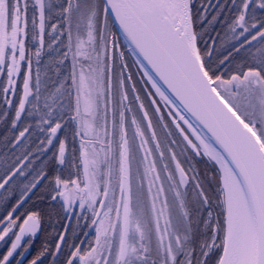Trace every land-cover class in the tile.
Instances as JSON below:
<instances>
[{"label": "snow or ice", "instance_id": "obj_1", "mask_svg": "<svg viewBox=\"0 0 264 264\" xmlns=\"http://www.w3.org/2000/svg\"><path fill=\"white\" fill-rule=\"evenodd\" d=\"M53 13L58 23L47 25L46 44ZM110 23H118L119 32ZM217 25L236 41L226 54L222 39L217 46ZM120 33L141 77L155 89L147 96L158 95L172 109L163 113L150 100L163 141L142 102V117L131 116L129 135L126 112L132 102L124 101L133 74L124 71L130 65L118 51ZM29 38L38 42L30 54ZM253 42L260 45L256 66L232 70L233 52L250 51ZM0 74L7 76L6 97L15 94L17 78L22 82L11 127L0 140L6 150L0 157V204L11 200L0 213V242L10 245L0 253V264L25 260L42 231L41 213L34 210V198L43 201L42 194L59 199L66 212L92 209L95 237L82 248L66 239L65 230L27 264H45L46 257L51 264H264V0H65L58 7L54 0H0ZM132 90L133 101H139L136 84ZM105 91L116 99L115 147L99 139L101 132L108 135L97 124ZM5 103L13 107L11 99ZM166 116L181 143L168 140L174 133ZM22 117L35 124L18 127ZM8 118L7 111L0 112V119ZM69 128L73 139L80 137L83 168L75 178L61 174ZM62 129L65 139L58 136ZM162 146L174 168L163 163L158 170L153 152L163 159ZM197 162L217 173L215 188L197 178ZM189 185L192 199L186 198ZM96 209L103 210L102 217Z\"/></svg>", "mask_w": 264, "mask_h": 264}, {"label": "trees", "instance_id": "obj_2", "mask_svg": "<svg viewBox=\"0 0 264 264\" xmlns=\"http://www.w3.org/2000/svg\"><path fill=\"white\" fill-rule=\"evenodd\" d=\"M54 3L58 7L60 4H64L65 0H54ZM221 3H227V0H221ZM30 14H31V9H30ZM51 23H58V17H56L55 13H53L52 19L46 22V33H45L46 44L49 39V35H48L49 30L47 28V25ZM29 31L31 32V26H30ZM216 31L220 32V37L218 38L217 46H219V40L222 39L224 41V44H223V47L221 48V52L226 54V52L231 49V45L233 43H236V41H232L230 39V34L229 35L225 34L226 29H224L222 25H217ZM253 45L254 46L251 47L250 51L241 49L239 53L233 52V64L231 65L232 70H235L237 65H241L242 69L245 71L247 70L248 67L256 66L257 61L261 55V53L258 51V49L260 48V45L257 42H253ZM25 46H26V49L29 50V54H30L32 51H34L35 47H38V42L33 41L31 38H29L28 40L25 41ZM32 59H33V69H35L37 67L35 63L36 58L33 56ZM66 69H67V65L65 66V70ZM22 74H23V68H22ZM42 79H43V72H42ZM7 86H8L7 76L4 74L2 75L0 74V112L7 111L9 114L8 120L0 119V140H2V138L8 134V129L11 127L10 119L14 115L13 108L16 106L18 98L22 95V82L19 78H17L16 84L11 86L15 89L14 95L10 92L7 95V97L5 96V94L3 93V89ZM6 99L12 100L13 107H8L6 105L5 103ZM23 123L35 124V119L28 118V120L25 121L24 117H22V123L18 124V127L22 128ZM62 133H63V129L61 130V133H58V136H60L61 139H65V136L62 135ZM43 138H44L43 135L40 134V139H43ZM79 138L80 137H75V139H73L72 128L68 129L67 139H66L67 150L65 154L66 162H65V165L62 166V173H61L63 178H67L69 176L74 177L78 172L80 173ZM32 140L35 141L36 137L33 136ZM5 151L6 150L3 147V143H0V157H2L5 154ZM19 151L20 150L17 151V154H19ZM37 163H39V161H37ZM209 165L210 164H208L207 162H201L200 164L202 168H206L207 170L211 167ZM53 167L54 165H52V163L49 162V173L50 174L52 172ZM19 179L23 180V177ZM2 192L3 190H0V193ZM42 195H44L43 201L35 200L34 198V201H35L34 210L40 211L41 217H42L41 219L42 231L35 239H33V242L31 245L32 247L31 252L29 253L24 264H27V262L31 260L42 249V246L45 243H47L49 245V248L51 249L56 243V236L58 234L63 233L65 230H67L66 239H68L70 243L72 242L77 243L78 246L80 245L81 241L87 238V234L89 232V221L88 220H85L84 225L83 224L81 225V219L80 221L75 218L72 220L66 219L65 218L67 216L66 211L64 208L61 207V203L59 202V199L55 202H52L46 194H42ZM7 203H11V200L0 204V213L3 212L4 204H7ZM73 231L75 232V236L73 235ZM6 247L7 245L2 246L0 248V253H4L6 251L5 249ZM66 252L67 250H65V254ZM60 259L62 260L63 257H60ZM45 264H51V260L47 257L45 258Z\"/></svg>", "mask_w": 264, "mask_h": 264}, {"label": "rangeland", "instance_id": "obj_3", "mask_svg": "<svg viewBox=\"0 0 264 264\" xmlns=\"http://www.w3.org/2000/svg\"><path fill=\"white\" fill-rule=\"evenodd\" d=\"M109 27H111L112 31L115 32L111 23H110ZM123 45H124V43H121L119 45L118 51H123L125 53L124 60L130 65V67L128 69H124V71L126 73L131 72L133 74V79L131 81H127V84H126V90L129 93V100L124 101V104H129V102H132V111L126 112V117H128V120L126 121V125L128 127L129 135H131V132H132V126L130 124L131 116L136 115V117L138 119H140L142 117V111L139 109V104L142 102V103H144L145 108L149 112V117L153 121V125L155 127L156 132H157V137L163 141L165 139V133H164V130L160 126H158V124H157L158 115L154 113L155 105H151L150 100L155 99L157 101V104L161 107V110L163 113H167L168 111H170L172 109H170L169 106H165L164 102L162 100H160L158 95H154L153 97L147 96L148 92L155 93V89L151 88L150 82H148V84H149L148 85L147 83L144 84V82L140 80V78L138 77L139 71L137 69L133 68V62H132L131 54L127 51L126 47ZM109 55H111V53H109ZM119 70H120V60H119V56H118V52H117L116 71L118 72ZM107 74L108 73H106V76H107ZM132 84H136V94H139L140 98H141L139 101H133V99H132L133 94H134L133 90H132ZM106 104H107V115L105 116V105ZM115 104H116V99L114 98L113 94L108 92V91H105V93L100 96L99 109H98V114H97L98 128L101 126H104V127H106V130L108 133V135L105 136L104 133L101 132L99 135V139L101 141H112L113 147H115V143L118 142V139H119L117 132L113 129V118H114L113 108H114ZM105 121H106V123H105ZM170 121H171V118L166 116L164 122L169 123L170 127L168 130L172 131L174 133V135L172 137H169L168 140L170 141L172 139H175V140H177L178 143H181L182 137H180L179 133L175 129L174 124H171ZM144 124L146 125V121H144ZM146 135L150 137L151 130L146 129ZM149 146L154 148V142H150ZM98 147H99V145H98ZM161 150H165V157L163 159H160L158 157V151H156L154 149V152H153V157L157 158L158 170L160 169V167L163 163H168L170 168H174V162H171L168 159V152L166 151V149H164L162 146ZM174 150L177 152L178 158L183 162L184 157L179 156L181 148L175 147ZM109 155H110V157H112L111 162H112L113 168H115V166H116L115 155H114V153H109ZM101 156H103V153H101ZM197 160L199 161V158H197ZM205 161H206V158H205ZM200 164H201V162L195 163V168L197 169V172H198L197 178L201 180V182L204 184V186L206 188H215L217 186V183H218L217 173L214 172L211 167L208 170L206 168H202L200 166ZM102 168H103V166H102ZM79 169H80V173H82L80 138H79ZM75 176L72 178H75ZM162 177H163V173H162ZM114 183H115V178L113 176V184ZM165 186L167 188V185H165ZM145 193H147V180H145ZM166 195L168 196L169 200H171L172 194L170 192H166ZM193 196H194V193L192 191V187H191V185H189L188 194H187L186 198L192 199ZM109 200H111V194H110ZM118 202H119V197L117 194V203ZM108 203H109V201L105 202V204H108ZM157 207H159V201L157 202ZM96 210L98 211V209H96ZM66 214H67L69 220L70 219L72 220L75 218V219L80 221V219H81V225L82 224L84 225L85 220L89 221V232L87 234V238H85V240H83V243L82 244L80 243V245H79L82 248H87L89 242L93 241V239L95 237L96 225L92 224V219L94 218L92 209H89L87 206H85V208L83 210H81L77 206L74 211L66 212ZM102 215H103V211L101 212V217H102ZM9 246L10 245H7V247H9ZM31 249H32V247H30L29 252L26 255H29V253L31 252Z\"/></svg>", "mask_w": 264, "mask_h": 264}, {"label": "water", "instance_id": "obj_4", "mask_svg": "<svg viewBox=\"0 0 264 264\" xmlns=\"http://www.w3.org/2000/svg\"><path fill=\"white\" fill-rule=\"evenodd\" d=\"M114 27H115L116 31L119 32V24H118V23H115ZM120 36H121V39H122V41L124 42L125 46L127 47L128 52H130L131 55L136 59V57L132 54V50H131V48L128 46L127 41L124 40V37H123V34H122V33H120ZM145 63H146V62H145ZM161 86L165 89L166 92H168L166 86H164V85L162 84V82H161ZM168 94L171 96V93H170V92H168ZM184 126H185V128L187 127L186 125H184ZM82 168H83V165H82ZM105 202H106V201H105ZM98 211L102 212L103 210L98 209ZM39 234H40V232L37 233V235H39ZM6 239H7V238H6ZM25 239H27V237H26ZM2 243H3V242H0V246L2 245ZM22 244H23V242H22ZM22 262H23V261H22Z\"/></svg>", "mask_w": 264, "mask_h": 264}, {"label": "flooded vegetation", "instance_id": "obj_5", "mask_svg": "<svg viewBox=\"0 0 264 264\" xmlns=\"http://www.w3.org/2000/svg\"><path fill=\"white\" fill-rule=\"evenodd\" d=\"M132 62H133V68H135V69H137L138 71H139V78H140V80L141 81H143L144 82V84L145 83H147L148 84V82H147V78L146 77H141V71H140V69L138 68V66H137V64L135 63V60L134 59H132ZM149 85V84H148ZM8 239V238H7ZM34 239V238H33ZM5 244H2V246H4ZM1 246V247H2ZM0 247V248H1ZM26 258H27V255H26ZM26 258H25V260L23 261V263L22 264H24L25 263V261H26Z\"/></svg>", "mask_w": 264, "mask_h": 264}]
</instances>
